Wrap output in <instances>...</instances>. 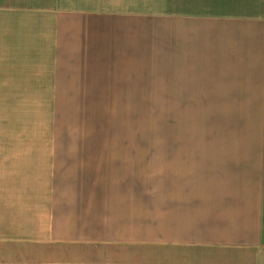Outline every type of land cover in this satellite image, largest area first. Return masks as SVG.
Returning <instances> with one entry per match:
<instances>
[{
  "label": "crops",
  "instance_id": "crops-1",
  "mask_svg": "<svg viewBox=\"0 0 264 264\" xmlns=\"http://www.w3.org/2000/svg\"><path fill=\"white\" fill-rule=\"evenodd\" d=\"M1 70L90 126L76 112L67 142H0V236L264 264V143H117V102L152 101L154 71L189 72L206 98L186 102H264V0H0Z\"/></svg>",
  "mask_w": 264,
  "mask_h": 264
},
{
  "label": "rangeland",
  "instance_id": "rangeland-1",
  "mask_svg": "<svg viewBox=\"0 0 264 264\" xmlns=\"http://www.w3.org/2000/svg\"><path fill=\"white\" fill-rule=\"evenodd\" d=\"M163 74L154 71V92L142 97H151L152 101L117 102V143H264V102H186L184 99L206 98L201 91L197 95L182 90V83H192L183 77L189 72H173L175 77L171 80L163 78ZM24 75L20 70L0 71V142H67V127L77 126L76 112L78 130L85 126L89 131V107L85 104L23 101L35 97L25 95L29 94L27 87L9 84L33 82ZM119 77L117 84L134 82ZM172 83H178L177 87H172ZM169 87L175 88L173 93H169ZM207 98L233 99L228 93L208 94ZM168 99L183 101H165ZM69 135L70 141H79L76 134ZM84 141H89L86 136ZM27 234L25 240H12L15 230L9 229L7 236H0V264H163L160 248L137 247L129 245V241L105 246L71 245L61 240H38Z\"/></svg>",
  "mask_w": 264,
  "mask_h": 264
}]
</instances>
